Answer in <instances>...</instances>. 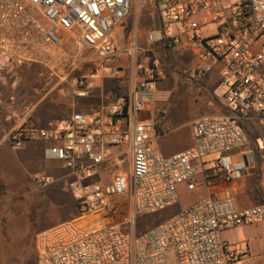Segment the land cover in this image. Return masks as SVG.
<instances>
[{
    "label": "built area",
    "instance_id": "1",
    "mask_svg": "<svg viewBox=\"0 0 264 264\" xmlns=\"http://www.w3.org/2000/svg\"><path fill=\"white\" fill-rule=\"evenodd\" d=\"M132 7L133 0H0V71L40 65L50 81L62 78L78 99L87 98L95 72L79 71L86 52L116 73L122 54L133 60L138 50L134 40L119 50L112 37ZM157 13L149 44L193 57L187 71L195 82L218 69L224 113L192 122L191 148L171 157L155 152L162 133L155 119L141 116L169 99L158 90L164 69L156 64L131 72L139 79L130 94L99 121L78 112L48 128L25 121L11 131L5 140L15 149L56 143L44 157L69 175L34 182H63L77 206L75 218L37 236V264H234L251 256L248 241L223 234L264 221V200L240 208L232 186L252 170L264 199V0H157ZM65 35L77 45L75 55L65 49ZM182 185H203L207 196L136 235L138 219L179 204Z\"/></svg>",
    "mask_w": 264,
    "mask_h": 264
},
{
    "label": "rangeland",
    "instance_id": "2",
    "mask_svg": "<svg viewBox=\"0 0 264 264\" xmlns=\"http://www.w3.org/2000/svg\"><path fill=\"white\" fill-rule=\"evenodd\" d=\"M20 1L25 2L26 0ZM157 14V0H133L130 14L116 27L112 37L119 50H124L132 40L138 43L141 38L144 46L148 44L143 50L138 44V50L133 60L128 52L122 54L117 66H127V74L124 72L123 76L128 77L131 69L133 73L135 70L138 73L141 68L143 70L153 68L156 64L170 70L165 71V75L159 82V87L172 93L161 114L165 115L169 123V133L164 141L168 140V147L173 150L177 145H171L170 140L179 133L190 130V121L194 117L204 116L209 112L208 109H205L202 101L213 100V94L219 97L220 84L204 79L206 85L202 83L198 87L193 80L188 79L185 73L194 63L193 57L187 59L186 65H183L179 59L180 55L170 51V54L182 67V71H174L167 66L159 47L150 45L147 41L148 34L159 25ZM77 50V48L72 49L71 55H75ZM102 74L111 79L120 78L119 74L110 71H102ZM129 80H127V85L122 82L124 89L120 94H130ZM55 84L56 81L52 82L49 79V70L40 66H23L12 71L5 68L0 71L1 145L9 146L10 143L5 140V137L14 129L22 126L25 121L31 123L35 117H40V119L35 125L31 123L33 126L50 127L51 123L56 122L53 120L55 115H59L56 116V119L64 118L72 112L78 111L81 104L87 103L93 105L95 114L100 116L97 110L104 101L105 95L103 96V93L97 89L99 85L92 86L94 92L91 91L87 98L78 99L74 94V89L68 83L64 82V86L60 89L54 88ZM72 105L76 106V110H71ZM14 112H21V117H27L24 123L16 125L15 121L18 120V116H15ZM9 116H13V118L8 120ZM47 120L51 123L46 126L44 122ZM160 141L153 143L155 152H163L158 148ZM21 148L17 150H21ZM169 148L164 149L168 152ZM22 160L24 161V158ZM46 163L49 162L46 160ZM126 168H129L128 164H126ZM17 170L14 172L12 167L0 165V264H37L36 239L38 234L58 224L66 215L65 210L69 207H74L72 216L61 222L75 218L77 206L71 192L66 190L63 182L39 187L32 181V185L29 186L26 183L27 172L24 164ZM56 170L59 172L56 179L69 175L68 171L63 168ZM59 191L65 196L68 195L70 200L66 201L63 196L64 201L58 197L56 192ZM235 191V194L241 195V192L236 188ZM196 193L197 191L187 190L186 185L179 186L180 204H184L186 198L196 195ZM181 208L178 204L164 212L141 217L137 221L135 234H142L166 221L181 212ZM223 237L230 242L248 241L250 244L251 256L234 264H264V221L227 231Z\"/></svg>",
    "mask_w": 264,
    "mask_h": 264
},
{
    "label": "crops",
    "instance_id": "3",
    "mask_svg": "<svg viewBox=\"0 0 264 264\" xmlns=\"http://www.w3.org/2000/svg\"><path fill=\"white\" fill-rule=\"evenodd\" d=\"M64 41H65L64 42L65 49L68 51V53L72 54L73 53L72 49H76L77 45L75 44V42L72 40V38L69 35H65ZM147 41H148V38H147ZM138 44L141 47V50H143L145 47L148 46V44H147V46H144V42L142 41V38L140 39V41L138 40ZM84 57H85L84 61L79 63V65H78L79 71H90V70L95 71L94 76H92L90 78L91 88H92V86L97 87L96 85H99L98 86L99 88H97V89L100 90V93L101 92L103 93V96L105 95L104 101L102 102L100 108H98V110H97V111H99L100 116L95 114L96 112L93 108V105L87 103V104H83V105L81 104V106L78 107V111H74V110H76V108H75L76 106L72 105L71 110L74 112H72L71 114H69L66 117L71 116L73 113L79 112V113H82V114L90 117L93 121L94 120L99 121L100 119H103L105 117L106 109L110 105H112L120 95H122V94H120L121 91L124 89V87L122 86V82H124V85H127L128 84L127 80L130 79L129 84L131 85L134 77H132L131 73H130L128 75V77H126V75H124L125 76V78H124L122 73L125 72L127 74V66L123 65L122 67H118V72H116L117 74L120 75V78H115V79L108 78L102 74V71H110V70L101 67V64L97 60V55L95 53L86 52L84 54ZM189 58H190V56H188V55H186V56L180 55L179 59L183 65L184 64L186 65L185 61H187V59H189ZM175 61H176V59H175ZM176 63L181 69L182 67L180 66V64L177 61H176ZM35 66H40V65H35ZM167 66H169V65L167 64ZM40 67H43V66H40ZM45 69H47V68H45ZM163 69H164V71H163L164 75H165V71H170L166 67ZM58 71L65 72L66 69L59 68ZM181 71H182V69H181ZM130 72H133V71H130ZM138 73H139V71H138ZM62 74H64V73H62ZM185 75L187 76L188 79H191L189 71H187L185 73ZM136 79L138 80L139 77L134 78V80H136ZM204 79H206L210 82H217L218 84H220V75H219L218 69H215L214 71H212ZM204 79L201 81L200 84H202V83L205 84ZM120 80H122V81L120 82ZM191 80H193V79H191ZM159 82H158V90L161 92H165L169 95L168 101L165 103H159L155 106H152L151 110L144 113L141 117L144 119H148V120L149 119H155L156 120L157 129L162 133V135L159 138H157L154 141V143L161 140L158 144V148L160 149V151H163V152H160V153L163 154L164 156L165 155L166 156H173L177 153L183 152V151L191 148L194 145L193 132H192V127H191V129L188 130L187 132L179 133L178 135H176L175 137H173L170 140L171 145H177V147L173 150H171L168 147L169 141L168 140L164 141V138L169 133L168 132L169 123L167 122L165 115H162L161 112L163 111L164 105L169 102L172 93L169 90H162L159 87ZM193 82L195 83V85H197L199 87V85L194 80H193ZM115 85H116V87H115ZM63 86H64L63 79L62 78L59 80L56 79V84L54 85V88L60 89ZM91 91H93V88L91 89ZM202 102H203L202 104L205 106V109H208V111H209V112L205 113L204 116H206V115H220V114L224 113V109L222 108V106L219 105L218 103H216L214 99L213 100L209 99L207 101L203 100ZM20 113L14 112V115L18 116L17 117L18 120L15 121V123H17L16 125H20L21 123H24V121L27 118L26 116L21 117L20 115L22 113L21 114ZM56 116L58 117L59 115H55V119H53V120L58 121V120L62 119V118L56 119ZM202 116H200V117H202ZM66 117H64V118H66ZM200 117H197V118L194 117L190 121V126H191L193 121H195L196 119H198ZM38 119H40V117L39 118L35 117L34 119L31 120V123L33 125L37 124L39 121ZM44 123L47 126L51 122H49V120H47ZM48 127H45V128H48ZM36 128H43V127L38 126ZM53 144H56V143L55 142L45 143L42 141L30 142V143L24 144L22 146L21 150H17L15 148H13L11 145H9V146L1 145V142H0V165H6V166L8 165L9 167H12V169L15 172V171H18L17 169L22 167V165L24 164L26 172H27V182L26 183L29 186L32 185V181L34 182V178L37 176H52V177L56 178V177H58V173H59V172H57L58 170H56V169H59V168L62 169L60 163L56 162V161H48L49 163H46V160L44 159L45 148L50 146V145H53ZM164 148H166V149L169 148L168 152ZM23 158H24V161L22 160ZM232 186H233L234 191L236 188L239 192H241L240 196L236 193L238 206L240 208L253 207L262 201V197L259 198L257 193H258V191L262 192L263 188L259 185L258 177L254 171H252V170L245 171L243 174V177L240 180L235 181L232 184ZM203 188L206 190V188L204 186H203ZM221 188H222V186L219 187L220 190H222ZM56 195L58 197H61L62 200H64L63 196L65 197L66 201L70 200L68 195L65 196V194H63L60 191L56 192ZM206 196H207V190H206ZM73 211H74L73 206L67 208V210H65L66 215L60 220V222L58 224L65 222V221L61 222L65 218L71 217L73 214ZM58 224H56V225H58Z\"/></svg>",
    "mask_w": 264,
    "mask_h": 264
},
{
    "label": "trees",
    "instance_id": "4",
    "mask_svg": "<svg viewBox=\"0 0 264 264\" xmlns=\"http://www.w3.org/2000/svg\"><path fill=\"white\" fill-rule=\"evenodd\" d=\"M161 52L164 55L165 61L166 63L175 71H181L180 67L177 65L175 59L173 56H171V54L165 49L164 46L161 47ZM122 80H120L121 82ZM198 85H200L201 82H196ZM120 87V86H119ZM213 98L215 100L216 103H218L219 105L222 106L221 101L219 100L218 97H216L213 94ZM222 108L224 109V107L222 106ZM185 187V186H184ZM186 189L192 192L197 191L196 195H193L191 197L186 198L185 203L184 204H180V199H179V205L182 207V210H185L189 207H191L192 205H194L195 203L201 201L202 199H204L206 197V190L203 188L202 185H200L199 188L195 189V190H190L187 186ZM264 200V199H262Z\"/></svg>",
    "mask_w": 264,
    "mask_h": 264
}]
</instances>
